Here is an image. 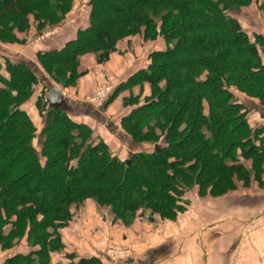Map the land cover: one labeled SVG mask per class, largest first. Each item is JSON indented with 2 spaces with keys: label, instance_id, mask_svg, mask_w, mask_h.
Returning <instances> with one entry per match:
<instances>
[{
  "label": "trees",
  "instance_id": "16d2710c",
  "mask_svg": "<svg viewBox=\"0 0 264 264\" xmlns=\"http://www.w3.org/2000/svg\"><path fill=\"white\" fill-rule=\"evenodd\" d=\"M148 1L94 0L87 27L59 50L38 55L41 63L77 64L94 38L103 61L115 50L117 38L106 29L114 23L127 24V34L142 31L145 37L166 40V48L154 51L150 62L116 90L151 85L147 103L123 117L121 125L134 142L148 143L152 151L121 159L110 145L93 138L89 126L63 109H51L44 95L35 103L44 118L37 150L36 129L23 107L40 80L27 65L6 60L5 74L0 72V252L19 243L28 251L16 250L3 264H50L59 254L68 264L94 262L64 254L60 233L70 224L71 207L86 200L115 217L147 210L171 220L182 210L178 199L183 191L193 185L219 195L230 188L231 175L240 178L247 161L257 167L254 174L261 172L264 129L250 126L231 90L258 101L264 116V37L252 41L237 19L251 0H172L177 11L158 21L152 20L154 10L145 7ZM51 4L0 0V11L6 9L0 15L1 33L7 37L12 21L22 23L26 12Z\"/></svg>",
  "mask_w": 264,
  "mask_h": 264
},
{
  "label": "rangeland",
  "instance_id": "374dc122",
  "mask_svg": "<svg viewBox=\"0 0 264 264\" xmlns=\"http://www.w3.org/2000/svg\"><path fill=\"white\" fill-rule=\"evenodd\" d=\"M93 1L52 0V4L48 7L42 6L26 12L22 23L21 20L18 23L12 21L10 25L14 28L11 29L10 35L7 37L5 36L7 34L1 33L4 26L0 24V72L5 74L6 60H9L27 65L40 80L34 86L31 98L23 107L36 129L33 145L37 150L40 143L38 136L44 124V118L36 110L35 103L38 99L41 100L43 95V101H45V95L52 88H58L63 93L62 96L65 97L67 103L70 104V101L73 100L71 98H78L80 104L77 107L80 106L86 109V115L93 113L100 118V120L94 118L90 121L91 124L99 127L98 130H102L101 133H98L95 131L97 129L94 126H92L93 129L90 126L95 140L105 142L110 138V135L105 133L107 130H105L103 124L104 120H113L114 124L117 122L119 129L117 133L121 132L124 135V144L119 143L114 136L110 141V149L119 156L121 155L120 158L125 160L128 155L139 150L141 152L153 150V146L148 143L139 144L134 142L124 132L121 125L123 117L147 103L152 89L148 82H143L123 88L117 93L119 75L113 72L120 68L123 71V77H126L136 68H143L147 62H150V55L154 51L166 48L167 41L161 36L145 37L142 31L135 35L127 34V24L114 23L107 26L106 29L110 31L111 36L117 38L115 50L107 54L103 61L99 62V56L103 49L95 43L94 38H90L93 43L88 44L77 56V64H58L50 61L41 63L39 61V53L56 50H42V48L48 47L44 46L45 44L49 43L50 47L59 45L57 49L59 50L63 46V43L60 44L61 40H66L68 36L70 38L72 31L76 35L78 29L88 26ZM117 1L133 4L141 0ZM172 5L173 7L170 8ZM263 6L264 0H251V3L243 7L240 13L237 14L242 29L252 41L257 35L264 37ZM145 7L149 11L154 10L153 21H158L171 10L173 12L177 11L172 0H149ZM100 9L103 10L102 7ZM5 12L6 9L0 11V15ZM108 13L114 18L119 16L110 11ZM36 17H39V19ZM38 20L42 21L37 23ZM6 26L10 29L9 25ZM103 27L105 28V26ZM11 37L13 40H11ZM204 76L205 74H203ZM90 81H92V84H89ZM159 84L163 87L165 81L162 80ZM88 85L92 87L90 90L87 89ZM84 88L88 92L78 96V92H82ZM231 90L235 93L238 102L244 105L250 126L253 129H264V116H261L260 108L262 107H260L258 101L251 100L234 89ZM203 106V112L207 114L209 106L206 102ZM65 107L66 105L63 110H66ZM253 108L258 110L254 111ZM72 120L74 119L72 118ZM142 130L144 132L146 128ZM118 143L119 145H116ZM127 143L131 144L128 151L126 148ZM245 166L244 171L239 173L240 178L234 176L235 174L231 175L230 188L225 189L219 195L211 194L209 187L200 192L197 185L184 190L178 199V204L182 207V210L176 218L171 220H165L156 215L153 216L147 210H138L123 218L115 217L108 208L98 206L93 200H86L71 207L70 224H75L82 234L89 233L91 248L96 252L94 255L104 264H133L131 260L144 262L145 258L138 257L143 256L142 254L149 247L156 248L160 244L163 245L164 242H171V250L173 251L178 253L187 251L189 255L191 253L196 257L198 253H208L210 250V244L206 241L207 238H211V233L220 236V242L215 246L219 249L220 261L224 262L225 260L226 262L225 256H227L228 250L231 253H236L238 257V251L243 246L245 237L248 234L254 235L255 232L253 231H258V226H253L251 229L247 227V223L250 222V215L244 211L241 203L248 198L249 194L253 197L260 196L259 188L264 189V165L261 167L259 175L254 174L256 171V169L254 171V168L257 167L252 166V161H247ZM225 176L229 175L226 174ZM88 202H91L94 207V220L89 222L90 226H86L87 230L83 221L86 219L85 214L88 208H86V205ZM253 217L254 214L251 218ZM215 224L219 225L218 229L212 227ZM91 226H94V228ZM62 241L64 244L63 252L67 255L73 245L67 238L62 237ZM25 247L24 243L16 244L13 249L1 251L0 257L21 248L26 250ZM76 248L77 250L80 249L77 246ZM177 257L179 258V255ZM57 262L68 264L63 254H59L55 264Z\"/></svg>",
  "mask_w": 264,
  "mask_h": 264
},
{
  "label": "crops",
  "instance_id": "0c3cea01",
  "mask_svg": "<svg viewBox=\"0 0 264 264\" xmlns=\"http://www.w3.org/2000/svg\"><path fill=\"white\" fill-rule=\"evenodd\" d=\"M71 37L73 38L74 31L70 34ZM69 36L66 40H61L60 44H64L68 39H70ZM44 46H48L47 48H42V50H49V49H58L59 45H53L49 46V43L45 44ZM50 47V48H49ZM25 57V56H24ZM23 59V58H22ZM121 60V59H120ZM119 62V61H118ZM146 62V61H145ZM147 64V63H146ZM137 67V66H136ZM142 67V66H141ZM145 66H143L144 68ZM143 68H136V70L131 71L126 77H123V71L120 69H116L115 72L117 75H119V86L123 83H125L131 76H133L135 73H137L140 69ZM89 84H92V81H90ZM91 85L87 86V89L90 90ZM86 88L82 92H78V96L87 93ZM82 90V89H81ZM86 90V91H85ZM63 94V93H62ZM73 99L70 101V104L67 103V100H65V97L63 96V102L66 105V110L68 114L74 119L75 122L77 123H83L87 126H94L95 129H99V127H96L95 125L91 124V120L96 118L97 120H100L97 116H95L93 113L86 115L85 111L86 109L81 108L80 106L77 107L80 103V99L78 98H71ZM81 108V109H80ZM254 111H257L258 109L253 108ZM89 118H87V117ZM94 116V117H93ZM104 126H105V133L110 135L109 140H106L105 143L110 145V141L112 137L115 136L116 140L124 144V135L119 132L117 122L116 124L113 123V120L108 121L104 120L103 121ZM88 123V124H87ZM93 129V128H92ZM95 130L98 133H101L102 130ZM116 144V145H119ZM120 144V146H121ZM131 144L127 143L126 148L127 151L129 150V146ZM123 147V146H122ZM257 189V188H255ZM246 191V190H245ZM259 197H253L252 195L249 194L248 198L244 199V201L241 203L242 206L244 207V211L248 215H250V222L247 223V227L251 229L253 226H258V231H253L255 232L254 235L248 234L247 237H245L243 241V246L240 247L238 254L239 256L237 257L236 253H231V251L227 252V256H225V259L227 260L225 262L220 261L219 255V249L215 246V244H218L220 242V236H216L211 233V238H207L208 244H210V250L208 253H202L199 254L198 256H193L191 253L190 255L188 254L187 251L183 252H177L171 250V242H164L163 245L160 244L158 247H149L146 252H144L142 255L139 256L138 258H145L144 262L137 261L135 262L134 260L131 262L133 264H264V189L259 188ZM88 207V208H87ZM88 210H87V209ZM86 214L85 217L86 219L83 221L84 222V227L88 230L86 226H90L89 222L94 220V207L92 206L91 202H88L86 205ZM253 212V213H252ZM254 214V217L252 215ZM219 224V223H218ZM212 225L213 228L218 229L219 225ZM94 228V226H91ZM91 227H89L91 229ZM96 228V227H95ZM212 228V229H213ZM94 230V229H93ZM231 232V230L229 229ZM233 232V230H232ZM252 232V231H251ZM258 232V233H257ZM61 235L63 238H67L71 242L72 249L70 250V253L68 254H74L75 255V260L79 258H86L88 260L91 259V261L95 260L94 264H104V262H101V260H98L97 257L94 255L96 252L92 250L91 248V240L89 239V233L88 234H82L81 231L75 226V224H70L69 227L66 229L62 230ZM233 243V241H232ZM76 246L80 248L77 250ZM82 248V250H81ZM22 253H26L28 250L26 249H20L17 250ZM16 251H10L7 255H4L3 257H0V264H3L4 260L9 257L10 255L14 254ZM231 254V255H229ZM2 255V254H1ZM179 255V258L177 257ZM201 255V256H200ZM59 255H54L51 260V264H55L57 261V257Z\"/></svg>",
  "mask_w": 264,
  "mask_h": 264
},
{
  "label": "water",
  "instance_id": "95a60500",
  "mask_svg": "<svg viewBox=\"0 0 264 264\" xmlns=\"http://www.w3.org/2000/svg\"><path fill=\"white\" fill-rule=\"evenodd\" d=\"M45 101L51 109H64L63 96L58 88H52L45 95Z\"/></svg>",
  "mask_w": 264,
  "mask_h": 264
}]
</instances>
